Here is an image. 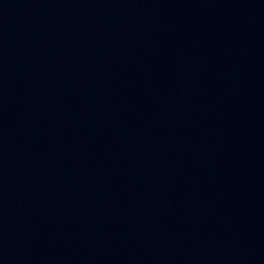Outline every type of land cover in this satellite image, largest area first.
I'll return each mask as SVG.
<instances>
[{"label":"water","instance_id":"water-1","mask_svg":"<svg viewBox=\"0 0 264 264\" xmlns=\"http://www.w3.org/2000/svg\"><path fill=\"white\" fill-rule=\"evenodd\" d=\"M0 264H264V0H0Z\"/></svg>","mask_w":264,"mask_h":264}]
</instances>
